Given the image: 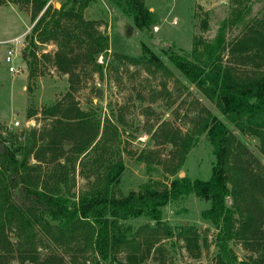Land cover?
Listing matches in <instances>:
<instances>
[{"label":"trees","instance_id":"1","mask_svg":"<svg viewBox=\"0 0 264 264\" xmlns=\"http://www.w3.org/2000/svg\"><path fill=\"white\" fill-rule=\"evenodd\" d=\"M20 1L30 4L31 22L37 18L23 48V56L29 57L28 78L35 72L37 43L51 40L56 42V50L42 56L51 57L58 71L68 74L72 88L79 61L91 62L102 72L96 58L109 48V37L98 30L99 21L84 17L92 0H65L59 8L46 5V0ZM114 1L123 2L136 27L153 25V12L144 0ZM233 1L230 14L211 39L193 36L189 56L167 54L185 79L213 101L222 115L219 118L208 114L196 130L206 132L213 148L215 161L209 179L177 176L170 188H159L158 181L147 180L137 191L115 194L124 165L117 156L113 157L118 148L108 131L112 124L108 120L103 124L93 111L81 108L68 90L64 100L44 104L39 111H26V117L39 112L50 120L42 132L33 129L26 134L13 132L4 136L0 131V264H10L14 257L27 264H67L65 256L56 250L40 252L39 247L47 246L46 242L76 255L91 253V264H124L117 257L121 251L126 252L130 264H137L142 254L133 243L134 233L130 234L121 222L135 217L159 222L166 204L182 201L189 194L211 202L201 211V218L217 229L215 244L220 264H249L234 254L231 241L235 239H242L258 251L259 264H264L263 216L254 209L237 214L248 203V197L249 203L262 211L261 202L249 193L256 191L264 196V177L247 168L242 157L244 145L229 127L233 124L241 132L257 137L264 153V71L256 62H264V19L247 23L241 0ZM201 25L207 28L203 20ZM240 25V34L227 42V29ZM144 53L149 50L144 48ZM128 59L139 62L131 56ZM146 61L164 67L155 54L150 53ZM249 62L254 66L252 71H239L237 67ZM178 141L179 166L195 137L187 134ZM69 151L75 162L87 161L90 168L88 187L77 196L70 192L67 178ZM30 157L35 163L29 162ZM50 163L58 167H47ZM45 166L48 180L41 172ZM229 195L234 199L230 205L226 200ZM184 238L188 246L194 239L187 235Z\"/></svg>","mask_w":264,"mask_h":264},{"label":"rangeland","instance_id":"2","mask_svg":"<svg viewBox=\"0 0 264 264\" xmlns=\"http://www.w3.org/2000/svg\"><path fill=\"white\" fill-rule=\"evenodd\" d=\"M64 1L46 0V5L59 8ZM241 3L247 12L244 18L247 23L264 19V0H241ZM144 4L153 12L154 23L149 28L136 27L123 2L91 1L84 10V17L99 21L97 28L108 35L109 48L96 58V62L102 65V72L97 71L91 62L77 63L72 88L68 74L59 72L51 57L42 56V53L53 54L56 50V42L52 40L37 43L35 72L32 78H28L29 57L23 56V48L28 44L31 27L37 18L31 22L30 4L20 0H0V131L4 136L13 132L26 134L33 129L42 132L50 120L39 112L26 117V111H39L44 104L64 100L70 90L68 92L81 108L93 111L103 124L107 120L112 124L108 131L118 148L113 157L117 156L124 165L116 184L117 195L137 191L147 180L158 181L159 188H170L180 172L191 179H209L215 161L213 148L206 132L197 133L196 130L208 114L222 117L215 103L185 79L167 54L189 56L193 36L211 39L220 22L227 19L234 1L144 0ZM202 20L207 22V28L202 27ZM242 29V25L229 27L226 41L233 40ZM11 40L14 41L7 42ZM10 45L16 51L12 62L19 67L18 72L7 70L5 54ZM144 48L149 50L148 54L144 53ZM150 53L158 56L164 67L146 61ZM128 56L138 58L139 62L131 63ZM227 56L225 50V61ZM256 62H260L259 69L264 71V62L258 59ZM237 68L250 72L254 66L249 62ZM14 120L19 124L14 125ZM229 127L236 140L244 145L242 157L247 168L261 172L263 178L264 153L260 150V140L241 132L233 124ZM187 134H192L195 142L178 166V140ZM67 156L65 166L70 192L77 196L88 187L90 168L87 161L75 162L71 151ZM29 162L35 163V159L30 157ZM54 166L58 167L52 163L47 165ZM46 171L45 166L41 171L45 177L48 175ZM249 194L261 202L262 211L251 205L248 197V203L239 208L238 216L254 209L264 218V196L256 191ZM226 200L228 205L234 202L231 195ZM210 204L209 199L189 194L182 201L166 204L159 222L145 217L123 220V228L134 233L131 235L133 243L138 245L142 254L137 264H220L215 244L217 229L201 218V211ZM261 228L264 232V223ZM185 235L194 237L189 246ZM10 237L14 242L12 233ZM46 244L39 247L40 252L46 254L56 250L65 256L67 264L92 263L91 253L76 255L52 243ZM231 248L238 259H245L249 264L260 263L258 251L242 239L232 240ZM117 257L124 264H130L125 251L119 252ZM10 264L27 263H20L14 257Z\"/></svg>","mask_w":264,"mask_h":264},{"label":"built area","instance_id":"3","mask_svg":"<svg viewBox=\"0 0 264 264\" xmlns=\"http://www.w3.org/2000/svg\"><path fill=\"white\" fill-rule=\"evenodd\" d=\"M14 40L11 41H7V42H13ZM16 57V51L14 50L13 46L10 45L7 50H6V54H5V61L8 63L7 65V70L9 72H18L20 69L19 67H17L12 61L13 59ZM14 125H18L19 121L18 120H14L13 121Z\"/></svg>","mask_w":264,"mask_h":264},{"label":"water","instance_id":"4","mask_svg":"<svg viewBox=\"0 0 264 264\" xmlns=\"http://www.w3.org/2000/svg\"><path fill=\"white\" fill-rule=\"evenodd\" d=\"M183 172H180V176H182Z\"/></svg>","mask_w":264,"mask_h":264}]
</instances>
